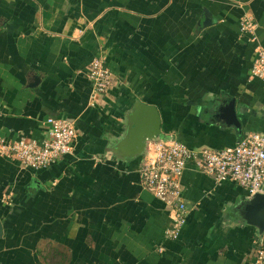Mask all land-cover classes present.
I'll use <instances>...</instances> for the list:
<instances>
[{"label":"crops","instance_id":"crops-1","mask_svg":"<svg viewBox=\"0 0 264 264\" xmlns=\"http://www.w3.org/2000/svg\"><path fill=\"white\" fill-rule=\"evenodd\" d=\"M244 16L264 47V0H0V141L43 140L52 118L79 132L47 169L0 156V264L252 263L259 232L245 218V189L189 167L187 223L167 241L170 213L141 184L145 155L110 153L137 101L157 107L164 135L192 150L264 133ZM99 57L114 85L92 106ZM232 101L241 130L226 115Z\"/></svg>","mask_w":264,"mask_h":264},{"label":"built area","instance_id":"built-area-1","mask_svg":"<svg viewBox=\"0 0 264 264\" xmlns=\"http://www.w3.org/2000/svg\"><path fill=\"white\" fill-rule=\"evenodd\" d=\"M258 24L252 16H244L241 31L256 44L252 78L264 82V47L257 36ZM92 83V106L99 104L114 85V74L106 61L95 58L88 75ZM43 140L21 139L0 141V156L14 159L24 168H50L70 155L79 137L76 122L69 119H48ZM168 141L152 143L144 156L139 174L142 187L160 200L170 213L172 223L165 232L167 241H177L187 223L189 208L184 199L182 179L193 166L218 184L234 183L245 189L249 197L264 195V133L246 134L230 148L192 150L174 136ZM160 253L164 249H159ZM251 264H264V237L257 241Z\"/></svg>","mask_w":264,"mask_h":264},{"label":"water","instance_id":"water-1","mask_svg":"<svg viewBox=\"0 0 264 264\" xmlns=\"http://www.w3.org/2000/svg\"><path fill=\"white\" fill-rule=\"evenodd\" d=\"M228 118L241 130L237 119L234 101L225 108ZM127 129L123 136L113 144L111 155L117 161L134 160L145 155L150 142L168 141L169 136L162 132V118L157 107L137 101L127 115ZM247 223L257 229L259 238L264 237V195L248 198L244 208Z\"/></svg>","mask_w":264,"mask_h":264}]
</instances>
